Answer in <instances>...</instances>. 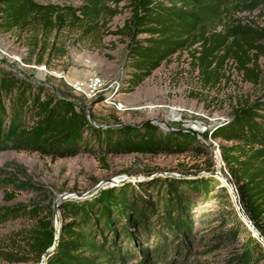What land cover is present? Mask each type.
<instances>
[{
    "label": "trees",
    "instance_id": "1",
    "mask_svg": "<svg viewBox=\"0 0 264 264\" xmlns=\"http://www.w3.org/2000/svg\"><path fill=\"white\" fill-rule=\"evenodd\" d=\"M127 2L130 16L114 31L106 22ZM264 6V0H82L79 7L40 4L35 0H0V28L10 32L41 29L58 32L79 28L81 35L98 32L118 36L126 43L129 77L122 90L131 92L176 53L200 44L190 54L204 87H216L222 70L231 61L243 78L256 85L258 60L264 55V26L243 21L239 14ZM223 31H217L218 27ZM90 119L94 122L93 116ZM8 121V126L5 122ZM86 117L76 103L57 96L44 86L0 71V150L32 151L57 159L88 154L101 164L108 155L203 153V145L190 134L163 133L146 124L102 127ZM202 138L221 139L219 155L231 186L233 205L264 241V101L236 108L229 123ZM211 174V172H204ZM217 187L212 176L194 179H156L147 183L125 182L100 190L78 204L64 203L55 232L50 218L37 219L28 232L30 256L8 257L9 262L44 264H126L141 240L154 248L141 250L144 257L177 256L196 234L211 243H232L225 264H264V245L239 219L235 208L218 223L193 231V210ZM225 191V190H224ZM20 212L0 214V223L17 219ZM231 215V218H230ZM63 217V218H64ZM241 237V240H238ZM216 244V245H217Z\"/></svg>",
    "mask_w": 264,
    "mask_h": 264
},
{
    "label": "rangeland",
    "instance_id": "2",
    "mask_svg": "<svg viewBox=\"0 0 264 264\" xmlns=\"http://www.w3.org/2000/svg\"><path fill=\"white\" fill-rule=\"evenodd\" d=\"M35 1L75 8L82 3V0ZM119 6L121 12L106 22L108 31L121 27L130 16L127 2ZM237 17L264 26V6ZM223 30L224 27L217 28V31ZM199 46L196 44L176 53L139 87L125 92L122 89L129 77L127 50L125 41L118 36L105 34L102 28L88 35H81L79 28L46 34L41 29L7 32L0 28V49L6 54L0 53V71L12 70L9 67L12 66L23 78L76 103L83 111L86 109L89 116H93V123L99 126L128 124L142 127L150 124L159 127L163 133L193 135L204 150L203 153L188 149L180 154L108 155L104 158L105 166L96 156L88 154L52 161L32 151L0 150V214H23L0 223V264H44L42 258L36 261L28 257L27 262H9L7 259L30 256L26 240L28 232L37 224L34 215L40 213L39 218H50L56 232L61 219H66L60 208L62 204H78L93 198L100 190L125 182L138 184L156 179L212 176L217 180V187L206 201L195 206L192 232L209 226L210 221L216 224L222 216L229 215L230 209L226 205L234 207L233 195L217 176L204 172L218 176L223 173L228 179L219 148L231 143L221 139L204 140L202 135L225 127L236 108L251 105L258 98L264 101V55L258 60L260 75L256 85L246 81L235 65L227 61L222 70L223 78L211 88L202 85L190 57ZM12 56L18 57L21 64L11 62ZM40 66L46 71L39 70ZM89 75H97L105 83V89L91 101L74 94L69 86L70 82ZM105 98L107 101H102ZM5 124L8 126V121ZM202 236L196 234L181 254L163 258L144 257L141 250L152 249L155 243L139 239L132 259L126 264H225L224 259L233 249L232 243L213 242L212 246L216 247L206 251L204 246L208 241Z\"/></svg>",
    "mask_w": 264,
    "mask_h": 264
},
{
    "label": "built area",
    "instance_id": "3",
    "mask_svg": "<svg viewBox=\"0 0 264 264\" xmlns=\"http://www.w3.org/2000/svg\"><path fill=\"white\" fill-rule=\"evenodd\" d=\"M0 53L6 55L0 49ZM11 62L21 64V60L18 57L12 56L10 58ZM11 69L12 66H9ZM39 70L46 71L44 66H40ZM69 86L72 92L86 100H94L96 96L101 93L105 89V83L103 79L97 75H89L82 80H75L69 83ZM102 101H107V99H103Z\"/></svg>",
    "mask_w": 264,
    "mask_h": 264
},
{
    "label": "water",
    "instance_id": "4",
    "mask_svg": "<svg viewBox=\"0 0 264 264\" xmlns=\"http://www.w3.org/2000/svg\"><path fill=\"white\" fill-rule=\"evenodd\" d=\"M12 71H13L14 73H16L18 76L22 77V76L19 74V72H18L17 70H15V68H12ZM22 78H23V77H22ZM84 113H85L86 117L90 120V122H92L91 119H90L89 113H88V111H87L86 109H84ZM92 123H93V122H92ZM212 174L215 175V176H217V178L220 179L221 182H223V181L225 182V180L223 179L222 176H218V175L215 174V173H212ZM226 183H228V182H226ZM228 184H229V183H228ZM236 213H237V216L239 217V219L242 220V222L244 223L245 227L251 232L252 236H253L254 238H256L257 240H259L260 242H262V244L264 245V241H263V239L261 238V236L256 232V230H254V229L250 226V224H249L248 221L245 219V217L243 216V214L240 213L239 211H236ZM239 215H240V216H239Z\"/></svg>",
    "mask_w": 264,
    "mask_h": 264
},
{
    "label": "bare ground",
    "instance_id": "5",
    "mask_svg": "<svg viewBox=\"0 0 264 264\" xmlns=\"http://www.w3.org/2000/svg\"><path fill=\"white\" fill-rule=\"evenodd\" d=\"M172 110H174V109H172ZM172 115H173V117H175V114H174V113H173ZM191 127H192V126H191ZM198 129H200V128H198ZM223 182H224V181H223ZM223 184H224V186H226V187L229 189L228 191L232 194V192H231V186L228 185V184L225 183V182H224ZM231 198H232V197H231ZM239 216H240V215H239Z\"/></svg>",
    "mask_w": 264,
    "mask_h": 264
}]
</instances>
